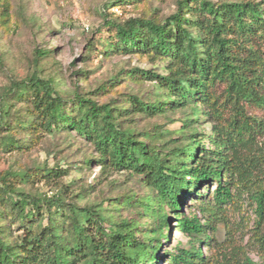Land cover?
Returning <instances> with one entry per match:
<instances>
[{
	"label": "trees",
	"instance_id": "1",
	"mask_svg": "<svg viewBox=\"0 0 264 264\" xmlns=\"http://www.w3.org/2000/svg\"><path fill=\"white\" fill-rule=\"evenodd\" d=\"M103 24L113 37L109 49L164 60L165 74L130 70L129 77L148 80L159 91L154 99L131 96L130 107H124L76 90L67 110L49 80L36 75L14 81L7 92L31 90L36 118L47 131L74 130L92 144L103 171L137 176L149 192L122 195L115 213L73 205L66 226L51 221L35 228L32 223L44 212L63 211L65 192L47 197L17 190L15 180L40 174L3 172L0 264H150L161 250L165 264H258L249 253L264 261V0H178L162 21L128 17ZM186 107L179 138L166 151L120 120L129 111L154 115ZM7 116L1 108L0 127ZM204 122L208 131H199ZM1 144L15 146L11 138ZM55 170L41 177L59 175ZM205 185L214 187L200 199L201 217L183 215L185 200ZM248 206L255 220L246 234ZM121 209L131 215L123 216ZM12 214L23 223L10 241L4 233ZM174 215H180L176 221L188 246L170 251L159 236Z\"/></svg>",
	"mask_w": 264,
	"mask_h": 264
},
{
	"label": "rangeland",
	"instance_id": "2",
	"mask_svg": "<svg viewBox=\"0 0 264 264\" xmlns=\"http://www.w3.org/2000/svg\"><path fill=\"white\" fill-rule=\"evenodd\" d=\"M177 1L0 0V115L1 108L8 111L6 125L0 127V174L11 172L21 175L22 171H35L40 174L39 178L15 180L16 189L47 197L65 192L61 203L63 211L55 212L53 207L50 212L36 217L33 227L44 226L51 221L66 226V211L73 205L95 206L115 213L114 207L118 206L122 195L142 196L149 189L137 176L126 171L114 172L106 168L103 171L95 159L92 144L74 130L47 131L39 117L36 118L31 90L24 94H8L9 86L31 75L47 79L65 100L67 110L73 107L71 100L76 90L99 103L115 101L124 107H130L131 96L141 101L154 99L159 91L148 80L129 77L130 70L152 69L165 74L164 60L109 49L108 39L113 37H109L112 34L103 23L106 19L119 22L128 17L162 21L175 11ZM37 51L47 54L39 57ZM189 111L188 107L174 111L165 109L154 115L129 111L120 120L123 126H132L142 139L160 151H166L177 142L181 119ZM208 127L204 122L198 125V130L208 131ZM159 131L160 136L157 134ZM9 138L13 139L15 146L3 147L1 140ZM57 168L59 175L41 177L47 170L57 172ZM213 187H200L195 195L186 199L182 205L183 215L195 213L201 217L200 199L206 200ZM164 208L168 213L167 207ZM121 214L131 215L124 209H121ZM180 215L173 216L171 226L163 224L159 236L170 251L175 246H188V237L176 221ZM247 215L249 218L242 232L246 234L250 233L255 220L249 206ZM7 222L9 227L4 238L13 241L22 232L18 226L23 222L15 214ZM217 233L220 236L222 231ZM162 252L159 251L157 260L150 264H165L164 259L160 260ZM249 255L258 264H264L256 254Z\"/></svg>",
	"mask_w": 264,
	"mask_h": 264
}]
</instances>
